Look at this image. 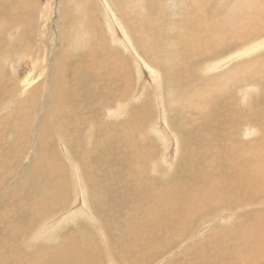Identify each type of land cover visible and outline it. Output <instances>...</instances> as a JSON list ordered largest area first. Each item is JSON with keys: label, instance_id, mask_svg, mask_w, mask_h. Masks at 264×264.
I'll list each match as a JSON object with an SVG mask.
<instances>
[{"label": "rangeland", "instance_id": "rangeland-1", "mask_svg": "<svg viewBox=\"0 0 264 264\" xmlns=\"http://www.w3.org/2000/svg\"><path fill=\"white\" fill-rule=\"evenodd\" d=\"M20 1L25 3L20 2L16 20L18 22L15 25L16 30L13 31L16 35L12 38L9 34L4 36V42L2 37L6 30L0 29V83H2L0 107L8 102L16 104V99L19 98L15 85L17 80L23 79L21 66L24 64L21 65V59L28 60L27 56L30 54L31 62L35 63L36 57L41 62L46 52L48 63L61 57L60 67L65 64L64 67L67 68V65L76 63L77 54L83 50L82 46L85 43L82 41L90 39L88 42L94 44L95 54L99 53V58H95L96 62H102L106 58L104 62H111L110 65L114 66L116 72L119 71L118 65L112 61L115 60V56L117 61L122 60L126 70L125 76L130 79L132 87H135L138 80L139 68L136 58L141 63L148 62L151 65L153 62L155 67H158L156 69L160 73L159 82L162 84L161 88L156 85L155 88H158L157 93L163 98L168 120L177 131L185 135H182L183 147L177 159L178 164L167 171V166L162 164L161 159L164 147L151 133L159 120V111L155 104L157 100L155 88L149 87V83L147 97L136 102L137 105L131 109L133 113L123 118L115 119L111 114H107L109 110H117L118 105L116 104L113 109L104 110L110 95L102 92H99V98L94 103H87L78 112L71 109L81 118L76 127L63 125L59 116L52 117L49 123L54 124L55 130L51 131V146L44 144L41 132L36 129L43 114L40 108L31 113L30 123L26 120L27 112L24 120L20 119V113L28 109L26 99H23V104L18 103L17 108L14 104L8 103V108L0 111V264H42L41 257L47 255L48 261L50 254L65 246L68 237L71 239L68 244L83 254L78 255L74 251L76 259L94 253L99 264H111L101 244L98 227L105 232L110 253L117 264H217L216 258H222V261L227 259L224 257L227 255L221 251L228 245L235 253L229 264H247L248 261L252 264V259L257 257V253H253L255 240L249 238V250L241 259L238 257L241 250L239 246L232 245L234 243L232 241L237 242L242 232L249 230V226L262 229L261 233H264V191L250 193L251 199L254 198L249 203L243 201L242 189H239L238 184L234 186L233 176L229 175L221 181L226 182L225 185L231 184L232 190L219 189L211 197L207 196L208 204H205L206 201L201 202L202 200L195 204L199 208L198 213L193 216L184 234L176 235L163 245V248L156 247L138 259H130L131 261L127 263L120 258L119 250L127 245L128 241L125 240L128 239L129 231L133 229L134 224L138 225L134 222L135 216L131 206L140 211L138 219L144 224L147 220L145 213L152 206L151 195L160 196L164 191L180 184L187 185L188 188L193 179L195 186L196 182L202 179L201 173H204L206 180L220 181L221 171L212 176L209 173L217 172L203 167V162L209 161L207 157L215 148L207 153L198 145L199 142L193 144L188 138L190 133L192 135L205 133L200 132L199 128L202 129L206 115L217 110L228 119L233 117V120L224 123L223 126L214 120L212 125L210 124L209 133L225 134L224 141L216 142L222 148L219 153L222 156L226 153L233 155V163L236 165H239L242 155L257 147L255 143L249 144L253 138L245 125L257 126L260 130L257 143L261 144L264 141V69L248 72L255 65L258 64L256 69L262 65L264 53L258 57L241 59L225 70H209L210 65L244 48L251 40H257V43L264 39V0H224L225 10L219 15L211 14V11H214L212 5L217 0H110L112 5L115 4L112 12L117 15L119 24L125 27L128 40L131 39L135 46L134 49L129 44V50L116 37L114 38L116 42L113 41L110 25L100 4L102 0ZM118 10L121 13H118ZM208 12L209 25L217 23L218 20L221 22L220 27L230 20L241 21L243 23L241 36L237 38L234 35L238 27L232 32H229L228 28L225 29L220 38L214 35L210 38V35L206 34L207 31L198 28V23ZM247 12L252 17H249ZM10 21L11 19L3 21L0 28H4L2 26ZM142 39L149 42L155 51V61L144 53L140 42ZM76 43H80L79 46ZM76 45L80 50L76 49ZM30 48L34 54L30 53ZM61 49L62 55L55 57L53 54H59ZM69 49L75 51L71 59H69L71 54H66ZM137 52L144 61L138 58ZM64 54L67 58H64ZM29 65H25L26 68H29ZM74 66L76 67V64ZM60 67H55L54 70L58 71ZM7 74L13 79L14 84L7 81ZM76 75L75 69L66 70L65 82L70 84ZM94 79L98 80L99 88L106 83L113 92L115 88L124 87L118 80L111 82L107 78L103 81L102 77ZM45 80L46 77L41 79L36 87ZM252 85L258 89L254 91L246 89ZM139 89L135 90L134 96ZM72 95L74 92L69 94ZM196 102L201 105V112L190 108L189 104ZM70 105L76 103L72 102ZM87 106H90L88 110ZM256 113L257 119L254 118ZM64 144L71 158L82 165L84 180L87 182V188L82 195L89 199L88 204L96 220L85 222L81 220L80 226L76 224L65 226L56 242L33 240L36 243L25 244L39 232L47 219L64 217L74 209L76 186L71 182H75V177L66 155L62 153ZM5 145L8 146L4 147ZM214 147L220 149L217 145ZM43 154H47L49 158L43 157ZM204 155L205 158L201 159ZM227 164L229 166L228 162ZM156 169L162 171L158 172ZM120 171L123 176L121 179V176H116ZM37 173H40V176ZM139 173L143 175L140 176ZM22 175L23 177L19 178ZM132 175L135 177L131 178ZM34 176L36 177L33 178ZM25 180L28 181L26 187L23 185L26 183ZM17 193L21 198L24 197V204L20 202L21 199L14 197ZM51 193H54V196ZM82 195L78 194L79 198ZM127 199L131 205L125 208L122 203ZM240 200L242 202L238 204ZM99 202L103 204V209ZM230 214L236 215L233 218L227 217ZM223 216L227 219H223ZM204 230L206 231L201 235ZM254 238L258 237L254 235ZM203 255L206 257L203 258ZM68 256H65V259Z\"/></svg>", "mask_w": 264, "mask_h": 264}, {"label": "bare ground", "instance_id": "bare-ground-1", "mask_svg": "<svg viewBox=\"0 0 264 264\" xmlns=\"http://www.w3.org/2000/svg\"><path fill=\"white\" fill-rule=\"evenodd\" d=\"M223 1L224 0L214 1V5H212L214 8V11H211L212 15H216V14L219 15L221 14V12L225 10V7L223 6ZM20 2H22L23 4L24 1L0 0V21H1L0 25L2 24L3 21L5 22L6 19H9V20L11 19L12 21V22L11 21L7 22V24H4L2 26L4 28H0L1 30H6L5 34L3 33V37H2L4 42H5L4 36H7L9 34V36L12 38L14 35H16V33L13 31L15 29L16 23L18 22V21L16 22V20L18 16L17 13L20 11ZM100 4L102 5V8L104 9L107 22L110 25V29H111L110 31H111V35L113 36V39L116 37V39L119 42L123 43L122 45L128 50H129L128 48L129 44H131L132 47L135 49V46L133 45L131 39L128 40L127 34H125L126 32L125 27L119 24L117 20V15L112 12V8H114L115 4L113 3L114 5L113 6L110 0H102L100 1ZM120 8L122 9L123 13H125L121 5H120ZM205 12H207L206 8H205ZM118 13H121V12L119 11ZM248 13L249 12H247V14ZM203 16L204 17L202 21L198 23L199 25L198 28L200 30L207 31L206 34L210 35V38L211 37L213 38V35L216 38L217 37L220 38L222 31H224L225 29L228 28V31L232 32L234 31L233 29L238 28V27L239 28L237 31L234 32V35L237 38L241 36V32H242L241 24H243L241 23V21L230 20L229 22L225 24L223 23L224 26L222 25L223 27L222 28L220 27L221 22L219 20L217 23L215 24L210 23L209 25L208 23V17L210 16L209 12L207 14L205 13ZM239 17L242 18L241 16ZM249 17H252V16H249ZM222 40L224 41L225 39H222ZM88 41H90V39H87V41H82L85 43L82 46L83 50L77 54L78 57H77L76 63L67 65V68L64 67L65 64L62 67H60L62 63L61 57H57L56 61L50 60V63H48L46 52H44L43 54L44 58L43 60H41V62L38 57L34 58L35 63L37 61L36 64L33 61L31 62L30 54H28L27 56L28 60L23 61V59H21V65L24 64L23 66H21V70H23L21 76H23V79L22 81L17 80L16 85H15L17 92L19 93V98L16 99V104L12 102H8V103L14 104L15 107L17 108L18 103L23 104L22 103L23 99H26L28 102V109L27 111L25 109L22 114L20 113V119L22 118L24 120L25 112H27L26 120H29L30 123H31V119L29 118V116L38 107L40 108L43 114L42 116H40V120H39V123L36 129L38 132H41L42 141L47 146H51V143H50L51 142V131L55 130V127L53 126L54 124L52 122L49 123V120L54 116H59L62 120L63 125H67L68 127H70L69 125L76 127L79 124L81 118L79 115L74 114L71 109H74L78 112V110L84 107L87 103H94L97 100V98H99L98 97L99 92L110 95V97H108L109 99L107 98L108 102L104 110L113 109V107L116 104L118 105L117 110H109L107 113V114H111L112 118L118 119V118H123V116L129 115L130 113H133L131 111L133 110L134 106L137 105L135 103L136 102L138 103L141 100H143V98L147 97V94H146L147 85H148L147 83H149L148 85L149 87L152 86L153 88H155V85H156L158 88H161L160 84H162V82H159L160 73L156 69L158 67H155V64L153 62H151L152 63L151 65L153 66L152 67L148 62L141 63L136 58V62L139 68L138 80H137V84L135 85V87H132L129 81L130 79H127V76H125L126 73L124 72L126 70L124 69V64L122 63V60L121 62L117 61L116 56H115L116 61L115 60L112 61L113 59L111 60L112 63L115 62L118 65L117 67L119 71H116V72L113 69L114 66H111L112 64L110 65L111 62H104L106 61V58L102 62H96L95 58L97 57L99 58V53L95 54L94 50L96 48L94 47V44L91 45L90 42ZM113 41L116 42L115 39ZM256 41L251 40L248 45L246 44L247 46L245 45L244 48L239 49L235 53L230 54V56H226L222 60L220 61L218 60L217 62L213 63L212 66L210 65L209 70H212V71H219L221 69L225 70L241 59L245 60V59H249L254 56L258 57V55L264 53V39H262L260 42H257V43ZM0 42H1V37H0ZM140 42L144 50V53L146 55L148 54L149 55L148 58H150L152 61H155V51L152 49V47H150L149 42L143 41V39L142 41L140 40ZM79 44L77 45L79 46ZM77 45H76V49H79L77 48L78 47ZM31 52L32 54H34L33 49L30 50V53ZM74 52H75L74 50H71V49L68 50L66 54H69V55L71 54L69 59L72 58L71 56H72V53ZM42 53L43 52H41V54ZM66 54H64V58H67ZM137 54H138L137 55L138 58L142 59L141 58L142 56L138 52ZM53 55L54 56L62 55V49L59 52V54L55 53ZM101 58H103V55ZM29 64H31L32 66ZM74 64H76V67L74 66ZM25 65L26 66L29 65L30 67L26 68ZM36 65H38V67H36ZM256 66H258V64L255 65V67H252V69L248 72L252 73L253 70L264 69V62L261 65L262 67L260 66L259 68L256 69ZM55 67H60V68L58 71H55L54 70ZM74 69L77 75L71 80L70 84L66 83L64 79L65 71L66 70L73 71ZM115 69L117 70V68ZM185 70H187V66ZM239 74L240 73L238 72V75ZM6 76H7V81L11 84H14L12 82L13 79H11L8 74ZM44 77H46V80L44 81V83L36 87V84ZM92 77L94 78L102 77L103 81L109 78L111 82L118 80V82L120 81L121 83H123L122 85L124 87L122 89H118L119 87L115 88L114 90L115 92H113L112 88L109 87V84L107 83L108 85H106L105 83V85L103 84V86H100L99 88L98 80ZM75 81H77V83H75ZM153 83L154 85H152ZM1 84L2 83H0V86ZM44 85H46L45 88L43 87ZM187 85H189V83ZM242 86H244V84ZM157 87L155 88L154 92H156L155 97L157 100L155 104L158 106L157 111H159V120L155 124L153 129L151 130V133H153L154 136L157 137V140L160 141L164 147V155H163V158H161L162 164H165L167 166L166 170L167 169L171 170L176 166V164H178L177 159L181 153V148L183 147L182 146V143H183L182 135H185V134L184 133L182 134L179 131H177V129H175L172 123L168 120L167 110H166V107L164 106V101L162 100L163 98L161 97L160 94L157 93L158 91ZM137 88H140V89L138 93L134 96L133 94ZM246 89H248L249 91L250 90L254 91V90H257L258 88L252 85L251 87H247ZM72 92H74V95L69 96V94ZM72 102L76 103V105H70ZM7 104H4L3 106H1L0 111L8 108ZM199 105L200 104H198L197 102L189 104L191 109H195V111L201 112V109H200L201 105L200 106ZM72 106L74 108H70ZM195 106L198 107L199 109L196 108ZM89 107L90 106H87V110L89 109ZM239 109H241L240 106H239ZM224 117L225 115L221 114L220 111L217 112V110H214L211 114L206 115L204 117L202 129L200 130L199 128L200 132L204 131L205 133L204 134L201 133V135L200 133L198 135H196L197 133L195 135H192V133H190L188 137L193 144H196L197 142H199L198 145L201 148L205 149L207 153L211 152L212 148L213 149L215 148L211 153H209V156L207 157V160L209 161L206 160L207 162H203L204 163L203 167L214 169L217 172L214 174L209 173L212 176L218 174L221 171L220 181L214 182L213 180H206L204 173H201L202 179L200 181L196 180L197 182L195 186H194L195 179H193L192 184L188 188H187V185L185 186L183 184H180L171 189L164 191L163 192L164 194H160V196L151 195L152 206L149 208V211L145 213V216L147 215L146 216L147 220H146V223L144 224H142V222L138 219L140 211L137 210L134 206H131L132 213L135 216L134 222H137L138 225L134 224L133 229L129 231L128 239L125 240V241H128L127 245L126 246L124 245V247H122V250H119L120 251L119 256L125 263H127L130 259L133 260V259L140 258V256L146 253H149V251L155 249L156 247L163 248V245L168 243L173 237L181 233L184 234L185 230L188 229L191 219L196 213H198L197 211L199 208L195 204H197L201 200H202L201 202H205L206 200L209 199V197L207 196L210 195L211 197L214 194V192L219 189L227 188L230 191L232 190L233 187H231L232 186L231 184L225 185L226 182L221 181L225 179L228 175L233 176V180L235 183L234 186L238 184L237 186H239V189H242L241 198L243 199V201H246L249 203L254 198L253 197L251 199L252 194L250 193L254 194V193H257L258 191L262 193L264 191V141L261 144L257 143L259 142L257 141L259 138L258 135L260 134L259 128L251 124L245 125V127L248 128L249 134L252 135V138H253L251 141H249V144L255 143L257 144V147L250 150L247 154L242 155L239 165H236L233 163L234 162L233 155L226 153L222 156L219 153V151H221L222 148H220L221 145L216 144V142H220L221 140L224 141L226 137L225 134L222 135V133H220L219 135H215V134L212 135L211 133H209L210 124L214 120L217 121V123L219 122L218 124H220L221 126H223L224 123L226 124L230 122L231 120H233L232 119L233 117L230 119H228L227 117L225 118ZM254 118L256 119L258 118V113L254 115ZM29 121H27V123H29ZM91 138H92V133H90V139ZM180 141H181V145H179ZM214 145H217L218 146L217 148H220V149H216ZM7 146L8 145H5L4 147H7ZM62 146H63L62 153L66 155L67 157L66 159L68 163L70 164L71 168L73 169L74 177H75V180H74L75 182L74 183L71 182L72 185L76 186V189H75L76 196L74 197V200H73L74 209L66 213L64 217H58L56 219H47L44 225L40 228L39 232L34 234V236H32L29 243H25V244L36 243V242H33V240L34 241H46L47 243H51L54 241L56 242L57 241L56 239L60 237L59 233H62L61 230H65L64 228L65 226L69 227L70 224H76L77 226H80L81 220H83L84 222L96 220V216L94 215V213L91 211V208L89 207L90 205L88 204L90 203L89 199L87 200L86 197L82 195V193H84L85 188H87V185H86L87 182L84 180L85 173L83 171L82 165L77 164L71 158L70 156L71 154L69 153V150L65 144ZM105 155H107V153H105ZM44 156L46 158H49L47 154H43V157ZM204 158H205V155L201 159H204ZM221 158H223V160ZM225 160L229 163L230 167L228 166ZM222 161H225V163L218 166V164L221 163ZM155 167H157V165L154 166V168ZM231 169L233 171H231ZM128 171L129 169H127V174L129 175ZM156 171L161 172L162 170L156 169ZM64 172L65 170L63 171L62 175H64ZM139 174L140 176L143 175L142 173H139ZM38 175L40 176V173ZM116 176H121V171L118 172ZM6 177L7 176H4V178ZM22 177L23 175L19 176V178H22ZM35 177L36 176H34L33 178ZM122 177L123 176H121L120 179ZM132 177H135V176L132 175L131 178ZM25 181L26 183L25 184L23 183V185H25L26 187V185H28V181L27 180ZM67 183H70V182H67ZM188 183H189V179H188ZM78 194L79 195L81 194L82 197L79 198ZM18 195L20 194L17 193L15 194L14 197L21 199L20 202L24 204V197L21 198V196H18ZM52 196H54V193L52 194ZM241 202L242 201L240 200L238 204H240ZM129 203H130L129 200L127 199V200H124L122 204H124L125 208H128L131 205ZM208 203L209 201L205 202V204H208ZM99 206L103 209L102 207L103 204L101 205L100 202H99ZM235 215L236 214H230L229 216L227 215V217L233 218V216ZM227 217L223 216V219L224 218L227 219ZM98 229L100 230V233L99 232L98 233H99V238H101L102 240L101 244H103L105 252L107 253V256H108L107 258L108 262H110L111 264H117L115 263V260L110 253L109 244L107 242V237L105 235V232L100 227H98ZM261 230L262 229H259L255 226L254 227L249 226L248 231L244 230L242 234L238 237V239L237 240L235 239L237 242L232 241L234 242L232 245L235 244L237 247L239 246V249L241 250L238 253V257L240 259L243 258L245 253L249 250V243H248L249 238H253L255 240L254 242L255 248H254L253 253H257L256 254L257 257L255 259H252L253 260L252 264H264V233H261L262 232ZM205 231L206 230L202 231L201 235L204 234ZM254 235H256L258 238L255 239ZM69 240L71 239H69L68 237L67 240L65 241L67 242L65 244L66 247L64 246L65 248L63 247L61 250H58L55 253L50 254L51 256L48 259L49 262L46 260L47 255H43L41 257L43 260L40 259L42 264H99L97 255L94 253H92L91 256L88 255V256H83V257L76 259L74 251L78 253V255H83V254H81V252L79 253V250L74 249L72 245L68 244ZM232 251L233 249H230V246L228 245L225 249H222L221 251L223 254L227 255V256H224V257H227V259L225 261H222V258L218 257L215 259V262L217 264H229L233 259V254H235ZM87 252H90V251H87ZM65 256H68V258L65 259ZM205 257L206 255H203V258ZM247 264H251V262L248 261Z\"/></svg>", "mask_w": 264, "mask_h": 264}]
</instances>
